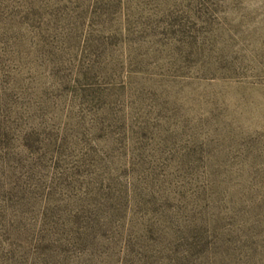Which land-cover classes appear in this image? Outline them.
Listing matches in <instances>:
<instances>
[{
	"label": "rangeland",
	"instance_id": "374dc122",
	"mask_svg": "<svg viewBox=\"0 0 264 264\" xmlns=\"http://www.w3.org/2000/svg\"><path fill=\"white\" fill-rule=\"evenodd\" d=\"M0 264H264V0H0Z\"/></svg>",
	"mask_w": 264,
	"mask_h": 264
}]
</instances>
